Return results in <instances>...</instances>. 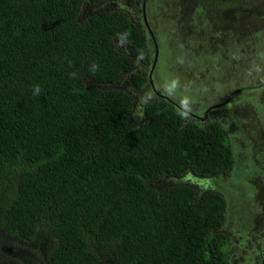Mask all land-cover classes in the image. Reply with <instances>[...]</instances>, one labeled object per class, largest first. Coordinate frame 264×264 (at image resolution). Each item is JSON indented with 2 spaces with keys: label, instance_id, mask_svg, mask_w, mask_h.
Returning <instances> with one entry per match:
<instances>
[{
  "label": "trees",
  "instance_id": "1",
  "mask_svg": "<svg viewBox=\"0 0 264 264\" xmlns=\"http://www.w3.org/2000/svg\"><path fill=\"white\" fill-rule=\"evenodd\" d=\"M107 1L0 0V232L46 237L49 264H228L224 195L184 178L230 172L228 134L167 98L140 120L133 94L89 84L146 83L117 46L127 32L149 61L146 27L123 9L86 15Z\"/></svg>",
  "mask_w": 264,
  "mask_h": 264
},
{
  "label": "rangeland",
  "instance_id": "2",
  "mask_svg": "<svg viewBox=\"0 0 264 264\" xmlns=\"http://www.w3.org/2000/svg\"><path fill=\"white\" fill-rule=\"evenodd\" d=\"M214 1L110 0L88 6L86 15L127 11L146 27L151 51L150 60H142L117 40L118 49L146 78L142 87L129 73L118 82H88L133 94L140 120L148 102L167 98L186 110L188 120L221 123L234 151V168L200 183L194 175L184 178L202 191L216 189L224 195L227 218L221 230L228 235V264H264V0H238L231 7ZM171 80L178 87L168 95L162 85ZM178 181L186 180L168 177L161 186ZM49 248L46 237L24 243L0 232V264H49ZM102 264L116 263L104 255Z\"/></svg>",
  "mask_w": 264,
  "mask_h": 264
},
{
  "label": "clouds",
  "instance_id": "3",
  "mask_svg": "<svg viewBox=\"0 0 264 264\" xmlns=\"http://www.w3.org/2000/svg\"><path fill=\"white\" fill-rule=\"evenodd\" d=\"M128 36H129V33H127V32L120 34L118 42H119V45L121 47H124L127 44V37ZM69 63L71 65V62H69ZM99 67L100 66H99L98 62L93 61L88 68V72L94 74L99 70ZM68 75H69L70 79L74 80L79 76V73L77 71H70L68 73ZM177 87H178L177 81H175V80L165 81L164 84L162 85V91H164L168 95H172L176 91ZM42 91H43V89L41 88V86L39 84L33 85V87H32L33 96H37V97L40 96L42 94ZM182 103H183V106L185 108H187V105H188L187 99H184L182 101Z\"/></svg>",
  "mask_w": 264,
  "mask_h": 264
}]
</instances>
